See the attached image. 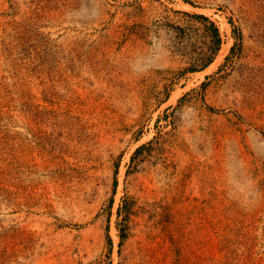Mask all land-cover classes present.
<instances>
[{
  "label": "rangeland",
  "instance_id": "1",
  "mask_svg": "<svg viewBox=\"0 0 264 264\" xmlns=\"http://www.w3.org/2000/svg\"><path fill=\"white\" fill-rule=\"evenodd\" d=\"M0 264H264V0H0Z\"/></svg>",
  "mask_w": 264,
  "mask_h": 264
},
{
  "label": "trees",
  "instance_id": "2",
  "mask_svg": "<svg viewBox=\"0 0 264 264\" xmlns=\"http://www.w3.org/2000/svg\"><path fill=\"white\" fill-rule=\"evenodd\" d=\"M183 1L188 2V0H183ZM194 16L197 18L209 21L208 17L203 15V14H195ZM204 31H206L209 34V36H211L213 38L214 49L215 50L218 49L220 42H221V38H220L218 28L211 21H209V25H204ZM239 36L240 35L238 34V38H239ZM231 48L233 50L234 46H232ZM211 61H212L211 57H203L202 67H206ZM191 70H194V69H191ZM123 237H124V233L122 232L120 234V238H123Z\"/></svg>",
  "mask_w": 264,
  "mask_h": 264
}]
</instances>
